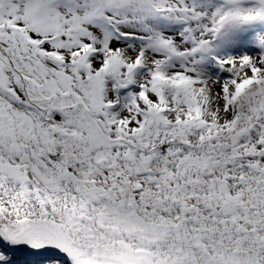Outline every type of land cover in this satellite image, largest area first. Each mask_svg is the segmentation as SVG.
<instances>
[{"label": "snow or ice", "instance_id": "obj_1", "mask_svg": "<svg viewBox=\"0 0 264 264\" xmlns=\"http://www.w3.org/2000/svg\"><path fill=\"white\" fill-rule=\"evenodd\" d=\"M0 264H264V0H0Z\"/></svg>", "mask_w": 264, "mask_h": 264}]
</instances>
